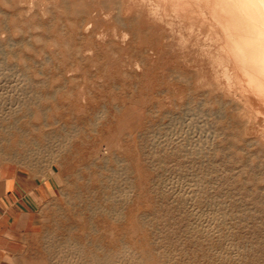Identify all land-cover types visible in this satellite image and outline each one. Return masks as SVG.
<instances>
[{
    "label": "rangeland",
    "instance_id": "374dc122",
    "mask_svg": "<svg viewBox=\"0 0 264 264\" xmlns=\"http://www.w3.org/2000/svg\"><path fill=\"white\" fill-rule=\"evenodd\" d=\"M59 1L0 0V166L53 189L33 217L1 228L0 264L65 263L58 227L72 224L93 226L104 257L264 264V201L231 178L243 156L254 177L264 156L240 152L237 128L216 119L225 111L196 87L207 70L196 50L159 28L135 27L124 44L96 39L88 24L108 6Z\"/></svg>",
    "mask_w": 264,
    "mask_h": 264
},
{
    "label": "bare ground",
    "instance_id": "6f19581e",
    "mask_svg": "<svg viewBox=\"0 0 264 264\" xmlns=\"http://www.w3.org/2000/svg\"><path fill=\"white\" fill-rule=\"evenodd\" d=\"M11 1L4 0V3L10 5ZM92 1L103 2L108 6L107 12L100 13L97 19L88 24L87 31L96 39H112L124 44L129 36L134 35L135 27L149 32L159 28L164 37L182 49L183 53L192 49L189 48L191 45L201 58L200 62H205L207 65V70L202 69L200 75L199 70L196 71L199 75L195 82L197 89H203L209 100L225 111L223 116L216 115V119L227 120L235 126V129L237 128L235 137L236 142L240 143V152L255 147L264 156V0H60L59 2L64 5H83ZM110 10L117 12L112 13ZM99 19L113 22L114 27L109 30L103 28L97 30L94 22ZM55 155L57 157L52 160L54 163L52 165L63 166L60 160L63 151L60 149ZM249 160L247 156L239 159L243 165L234 172L232 170L231 178L237 180L240 185L252 184L253 191L257 195L254 201H264V168L260 169L259 173H254V177H250L254 172L255 162ZM257 167L260 168L259 165ZM205 184L209 186L208 181H205ZM89 206L90 212L94 210L93 205ZM90 219L92 216L85 220ZM58 229L62 231L60 243L68 248L71 257L65 263H53L46 259L43 261L44 264H85L89 258L88 262L97 264H140L147 254L143 253L144 256L140 261L133 253L129 254L130 257L126 253L123 259L108 255L104 257L101 240L93 236V226H88L89 231L82 229L81 233L80 228L73 224L59 225Z\"/></svg>",
    "mask_w": 264,
    "mask_h": 264
},
{
    "label": "crops",
    "instance_id": "0c3cea01",
    "mask_svg": "<svg viewBox=\"0 0 264 264\" xmlns=\"http://www.w3.org/2000/svg\"><path fill=\"white\" fill-rule=\"evenodd\" d=\"M52 190L47 180L37 181L20 168L10 171L9 165L0 166V230H12L17 219L33 217Z\"/></svg>",
    "mask_w": 264,
    "mask_h": 264
}]
</instances>
